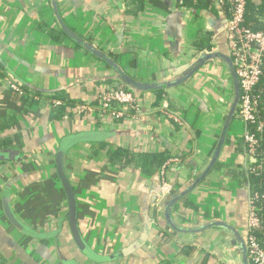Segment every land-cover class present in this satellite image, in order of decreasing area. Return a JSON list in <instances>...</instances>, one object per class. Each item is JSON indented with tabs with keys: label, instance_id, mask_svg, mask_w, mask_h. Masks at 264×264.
Wrapping results in <instances>:
<instances>
[{
	"label": "crops",
	"instance_id": "crops-1",
	"mask_svg": "<svg viewBox=\"0 0 264 264\" xmlns=\"http://www.w3.org/2000/svg\"><path fill=\"white\" fill-rule=\"evenodd\" d=\"M55 1L71 31L92 37V45L104 53H121L116 62L142 83L169 81L175 68L206 52H192L199 30L211 33L212 51L228 53L225 11L218 6L193 10L178 6L177 0H161L168 11L145 5L133 16L136 6L128 0ZM45 23L59 25L49 0H0V72L5 74L0 76V145L10 141L11 146L1 149L20 155L16 161L0 162V253L10 264H62L60 259L66 256L96 264L72 242L65 196L54 169L60 141L92 131L109 135L69 147L65 168L77 196L78 225L86 242L101 254L123 253L100 264H197L203 253L211 255L209 264H240L241 253L229 243L231 236L224 229L180 232L167 223L162 210L159 215L152 211V197L160 186L158 173L149 177L133 164L111 165L106 159L109 147L137 152L167 146L171 157H181L167 168L165 182L172 193L183 191L194 173L198 176L208 163L233 99L227 63L221 59L206 63L185 83L160 90L158 101L157 90L138 92L141 113L134 119L99 118L94 111L99 94L122 83L111 78L113 72L105 62L80 45L68 39L53 41L40 27ZM132 59L136 60L133 66ZM15 81L42 95L61 92L74 100L75 107L70 116L51 120L53 102L45 97L30 101L14 93L9 85ZM81 106L86 108L80 110ZM166 111L177 114L181 124L173 123ZM243 131V123L235 116L217 163H247L245 154L237 150ZM102 142L107 144L105 149L93 153L91 147ZM8 183L15 215L35 236L6 219L1 193ZM248 199L246 184L224 167H216L181 199L195 209L180 202L171 215L185 229L219 220L243 235ZM147 207L150 222L145 232Z\"/></svg>",
	"mask_w": 264,
	"mask_h": 264
},
{
	"label": "water",
	"instance_id": "water-1",
	"mask_svg": "<svg viewBox=\"0 0 264 264\" xmlns=\"http://www.w3.org/2000/svg\"><path fill=\"white\" fill-rule=\"evenodd\" d=\"M49 1L52 4L54 14L56 16L58 24L60 25L64 33H66V35L74 43L83 47L90 54L94 55L97 59L105 62L109 66L110 70L113 72V75L111 76V78L119 80L124 86L131 89L134 92L135 96L137 95L138 92L143 91V90H164L167 87L176 86V85L185 83L203 65L215 59H221L227 63L230 69L233 83H234L233 99L224 117L221 132L218 136L217 142L211 153V157L208 163L206 164V166L204 167V169L201 171V173L198 176H196L194 173V175L192 176V179L189 181L187 187L183 191H180L178 193H172L166 197L163 204H161V210L163 211V215L167 223L172 228L180 232L190 231V232L201 233L204 230L208 228H213V227H220L224 229L225 231L229 233V236H231L230 237L231 239H229V243L232 246H235L238 252L241 253V263L240 264H249L245 238L243 237V235L240 234L238 230H236L229 224L223 221L214 220V221H210L209 223H206L203 226L185 229L181 227L180 225H178L174 221L171 215V212L173 211V208L176 205V203L179 202L182 198H184L187 194H189L196 186H198L207 177V175L213 170L215 164L218 161L220 151L228 135L229 128L233 120V117H235V113H236L238 101H239L240 87H239V81L235 73L229 53L225 55L219 51H208V50L206 52L204 51L197 57H194L193 59H191V61H189L188 63H184L178 66L177 68H175L173 70L174 73L172 75V79H170L169 81H165L161 83H142L132 78L130 75H128L115 60H113L110 56L104 53L101 49L97 48L96 46H93L92 44L84 40L83 38L76 35L73 31H71L67 27V25L64 23L63 19L61 18L56 1L55 0H49ZM211 23L214 24L213 21H211ZM225 24H226V20L224 22V25ZM107 135H109V133L91 131V132H83V133H79L76 135H70V136L64 137L60 141V144L54 156L55 174L61 184L64 196H65L66 220H67V225H68V229L71 235L72 242L74 246L77 248L78 252L84 258L96 264L112 262L118 257H121L123 253L122 251H118L116 253L109 254V255L101 254L97 252L95 249H93L84 239L79 229L78 219H77V205H78L77 196L75 193V189L73 185L71 184V181L69 180L67 173H66L65 153L67 149L71 147L72 145H74L75 143H78L81 141H101ZM19 158H20V155L18 151L13 150V149H1L0 148V162L16 161ZM251 161L255 163L257 162V159L253 158L251 159ZM157 189L159 190L160 186ZM152 199L153 200L151 203H154L157 200L156 195H153ZM1 206H2L3 213L10 224H12L14 227L18 228L25 234H28L31 236L36 235L35 232H33L31 228L27 227L24 223H22L20 219L15 215L13 208L11 206L10 183H8L2 189ZM148 209L149 208L147 207L144 212L145 232H147L149 228V222H150L149 216H148ZM60 261L62 264H83L71 256L62 257Z\"/></svg>",
	"mask_w": 264,
	"mask_h": 264
},
{
	"label": "built area",
	"instance_id": "built-area-1",
	"mask_svg": "<svg viewBox=\"0 0 264 264\" xmlns=\"http://www.w3.org/2000/svg\"><path fill=\"white\" fill-rule=\"evenodd\" d=\"M196 1V0H194ZM219 8L226 2L229 4L226 16L224 31L226 33L228 53L231 58L240 87V95L236 116L244 125L242 141L245 143L246 160L257 159L256 164L251 166L247 163L244 167L249 173H255L261 167V161L255 158L256 149L259 144L260 134L264 132V120L257 115V97L254 94L255 87L261 74L262 59L264 57V28L260 31H253L244 25V14L247 0H205ZM212 51V50H209ZM11 91L18 95L23 94L21 86L10 83ZM58 104V102H54ZM86 108L81 106L79 109ZM99 118H110L113 120L130 118L134 119L141 113L139 97L122 84H114L103 90L98 96V103L94 108ZM165 115L175 124H181L177 114L166 111ZM180 162L179 157H170L161 166L158 177L160 189H156L154 195L157 200L151 203L153 212L158 215L161 210V202L173 192L171 185L164 179L165 172L173 164ZM254 163V162H253ZM249 192L248 225L245 232V242L249 264H264V250L259 246L255 236L251 234L253 229L259 228L260 220L256 214V201L258 195ZM149 216V215H148ZM150 219V216H149ZM225 252V251H224ZM227 253L230 249L226 250Z\"/></svg>",
	"mask_w": 264,
	"mask_h": 264
},
{
	"label": "trees",
	"instance_id": "trees-1",
	"mask_svg": "<svg viewBox=\"0 0 264 264\" xmlns=\"http://www.w3.org/2000/svg\"><path fill=\"white\" fill-rule=\"evenodd\" d=\"M126 1V0H124ZM132 4L136 6L135 11H132V15H136L138 10H141L145 5H151L160 7L164 10H169L167 6L161 1V0H128ZM177 5L182 7H189L193 10H198L199 8L207 7V6H216L208 1L205 0H177ZM229 4L224 3L222 6V10L227 12ZM198 15V13H197ZM244 25L253 30V31H260L264 28V0H247V5L245 8V14H244ZM41 28L46 29L48 35L53 41H62L63 39H68L69 41H72L66 33L61 29L60 25L56 27H52L50 24L47 25L41 24ZM74 31V30H73ZM75 32V31H74ZM79 37L86 39L87 42L92 44V37H86L82 36L81 34L75 32ZM198 38L195 39V41L192 42V47L194 53H197L203 49L211 50V46L209 45L210 41L209 38L211 37V33L204 32L201 33V31H198ZM73 42V41H72ZM74 43V42H73ZM76 44V43H75ZM108 56H110L113 60H117V58L120 56L121 53L106 52ZM135 59L131 60V66L135 64ZM106 64V63H105ZM109 67V66H107ZM3 70L2 66L0 65V71ZM5 74L0 72V76H3ZM21 86V89L23 90V95L25 97L30 98L29 100H34L38 98H46L53 103L51 104L50 109V115L49 118L51 120H62L63 118L70 116L71 109L75 107L74 100L67 99L65 95H62L61 92H52V93H46L42 95L40 92L32 90L25 84L15 81ZM123 85V84H122ZM156 98L157 101L161 99V95L163 94V91L157 90ZM254 94L257 97V115L260 119L264 120V57L262 59V65H261V74L259 77V81L255 87ZM138 97V95H136ZM28 101V100H27ZM54 102H58V104H55ZM69 109V110H68ZM237 114L235 113V116ZM235 118V117H234ZM217 136V135H216ZM237 143V150L239 152H242L245 154V148L246 145L242 141V138ZM217 142V139L215 143ZM106 143L102 142L99 143L98 146L91 147L93 153L98 152V150H103L106 147ZM11 146L10 141H7L6 143H2L0 145V148H6ZM168 147L165 146L163 150L161 151H132L130 149H127L122 146H116L114 148H108L106 150V159L107 162L111 165H118L121 164L125 167L129 165H135L139 170L145 174L146 176H156L159 172L161 166L163 163L169 159L171 156L168 152ZM181 157V156H180ZM179 157V158H180ZM255 158L260 159L261 161V167L259 170H257L255 173H249L244 165H238V166H230V165H223L220 163H216L214 168L216 167H224L225 171L230 174L231 176H236L242 183H245L248 185V188L250 190V193L252 195L257 194L258 199L256 201V214L259 217L260 225L259 228L253 229L251 231V234H253L259 244V246L264 250V132L260 134V140L258 147L256 149V153L254 155ZM248 165H255L256 163H253L251 160H247ZM69 180L71 181V184L73 185L72 180L69 177ZM183 202L184 207H187L189 209H195L194 204L191 203L188 200H180L176 203L173 209L177 208L178 203ZM243 237L245 238V233H243ZM192 250V249H190ZM210 256L208 253H203L200 255V259L198 260L197 264H209ZM0 264H10L6 258L0 253Z\"/></svg>",
	"mask_w": 264,
	"mask_h": 264
},
{
	"label": "rangeland",
	"instance_id": "rangeland-1",
	"mask_svg": "<svg viewBox=\"0 0 264 264\" xmlns=\"http://www.w3.org/2000/svg\"><path fill=\"white\" fill-rule=\"evenodd\" d=\"M196 17H199V14H198V16H196ZM197 35H198V34H196V36H197ZM196 36H195V37H196ZM233 119H235V118L233 117Z\"/></svg>",
	"mask_w": 264,
	"mask_h": 264
}]
</instances>
